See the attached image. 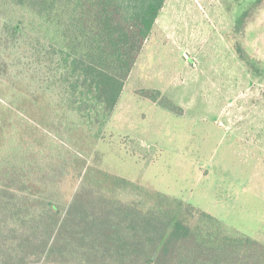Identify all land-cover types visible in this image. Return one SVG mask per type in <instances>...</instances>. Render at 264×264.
Returning <instances> with one entry per match:
<instances>
[{
	"label": "trees",
	"instance_id": "obj_1",
	"mask_svg": "<svg viewBox=\"0 0 264 264\" xmlns=\"http://www.w3.org/2000/svg\"><path fill=\"white\" fill-rule=\"evenodd\" d=\"M166 1L0 0V264H264V244L87 165ZM24 40L35 91L10 81Z\"/></svg>",
	"mask_w": 264,
	"mask_h": 264
},
{
	"label": "rangeland",
	"instance_id": "obj_2",
	"mask_svg": "<svg viewBox=\"0 0 264 264\" xmlns=\"http://www.w3.org/2000/svg\"><path fill=\"white\" fill-rule=\"evenodd\" d=\"M156 21L87 165L264 244V0H167ZM32 47L11 53L10 81L35 91Z\"/></svg>",
	"mask_w": 264,
	"mask_h": 264
},
{
	"label": "crops",
	"instance_id": "obj_3",
	"mask_svg": "<svg viewBox=\"0 0 264 264\" xmlns=\"http://www.w3.org/2000/svg\"><path fill=\"white\" fill-rule=\"evenodd\" d=\"M164 6H165V5H164ZM237 21H238V20H237ZM156 22H157V21H156ZM229 27H230V26H229ZM229 27H228V28H229ZM143 48H144V47H143ZM142 51H143V49H142ZM142 51H141V52H142ZM140 55H141V53H140ZM138 58H139V57H138ZM241 61H242V60H241ZM242 62L245 63L244 61H242ZM245 64H246V63H245ZM226 71H229V70H226Z\"/></svg>",
	"mask_w": 264,
	"mask_h": 264
}]
</instances>
